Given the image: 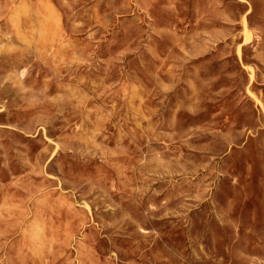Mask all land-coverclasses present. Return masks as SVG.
Here are the masks:
<instances>
[{
    "label": "rangeland",
    "instance_id": "374dc122",
    "mask_svg": "<svg viewBox=\"0 0 264 264\" xmlns=\"http://www.w3.org/2000/svg\"><path fill=\"white\" fill-rule=\"evenodd\" d=\"M0 264H264V0H0Z\"/></svg>",
    "mask_w": 264,
    "mask_h": 264
}]
</instances>
